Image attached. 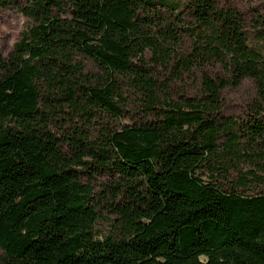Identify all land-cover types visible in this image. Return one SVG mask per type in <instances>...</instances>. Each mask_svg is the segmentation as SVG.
Returning a JSON list of instances; mask_svg holds the SVG:
<instances>
[{"label": "trees", "instance_id": "obj_1", "mask_svg": "<svg viewBox=\"0 0 264 264\" xmlns=\"http://www.w3.org/2000/svg\"><path fill=\"white\" fill-rule=\"evenodd\" d=\"M0 9V264H264V0Z\"/></svg>", "mask_w": 264, "mask_h": 264}, {"label": "rangeland", "instance_id": "obj_2", "mask_svg": "<svg viewBox=\"0 0 264 264\" xmlns=\"http://www.w3.org/2000/svg\"><path fill=\"white\" fill-rule=\"evenodd\" d=\"M27 24L26 18L16 11L15 9H0V50L4 53L9 52L16 40L18 39L20 33L24 30ZM249 84L246 83L244 88L247 89ZM243 91H240V93ZM240 93L230 92L229 103L231 104L233 111H238L242 102L239 100ZM97 228L106 231L107 225L104 222L97 224Z\"/></svg>", "mask_w": 264, "mask_h": 264}]
</instances>
